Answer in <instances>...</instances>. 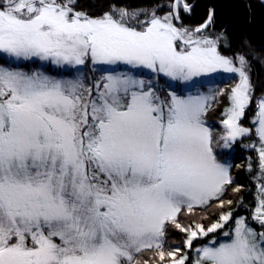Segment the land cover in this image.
<instances>
[{
  "label": "snow or ice",
  "instance_id": "obj_1",
  "mask_svg": "<svg viewBox=\"0 0 264 264\" xmlns=\"http://www.w3.org/2000/svg\"><path fill=\"white\" fill-rule=\"evenodd\" d=\"M76 4L0 0V264H138L145 252L155 255L143 264H264V97L253 117L259 147L246 145L258 154L251 220L260 230L243 216L233 224L232 211L207 227L179 222L213 201L224 207L234 183L226 150L251 131L239 123L252 97L248 61L220 54L223 30L203 34L214 10L189 29L173 23L191 13L186 0L144 20L143 9L113 4L92 16ZM37 61L77 74L19 66ZM89 62L111 67L85 84L79 69ZM144 70L151 79L133 75ZM221 72L239 82L214 136L206 114L225 90L198 89ZM160 76L185 94L162 99ZM169 225L190 251L165 250Z\"/></svg>",
  "mask_w": 264,
  "mask_h": 264
},
{
  "label": "trees",
  "instance_id": "obj_2",
  "mask_svg": "<svg viewBox=\"0 0 264 264\" xmlns=\"http://www.w3.org/2000/svg\"><path fill=\"white\" fill-rule=\"evenodd\" d=\"M174 0H77L76 10L86 11L89 15L97 16L102 15L103 12L109 11L110 6L115 4L117 8L124 7L128 11L143 9L139 19L144 20L146 13H151L155 10L157 16H164L171 11L169 5ZM187 3L192 5L190 14L180 11V19L174 20V23L188 27L196 28L204 23L207 19L210 9L214 10L213 23L204 30V35L215 38L221 30H223L228 38V46L225 47V42L221 41L218 44V51L224 56L234 57L236 54H242L248 61L247 71L249 72L250 81L252 84V97L250 105L247 107L244 116L239 123L249 128L251 131L247 136L240 137L232 145L231 149L226 150V155L231 167V175L234 183L228 188L222 199L225 201L224 207H217L218 201H213L210 206L206 208H196L190 215L182 212L179 216V222L188 226L195 223H203L205 227L219 219L221 212L232 211V223L234 224L235 218L243 216L249 224L257 231L260 226L251 220L252 209L255 202L257 193V185L254 181L258 168V154L252 147L246 145L256 144L259 147V138L255 134L256 123L252 121L256 111L258 98L264 96V4L262 0H186ZM235 63V60H234ZM236 64V63H235ZM238 64V63H237ZM236 64V65H237ZM16 66V65H14ZM25 71L34 70L38 67L46 74L51 76L63 75L67 78H73L77 74L76 69H59L51 64H44L41 66L40 62H36L29 66H23ZM103 66H96L94 69L89 62L85 66H80V73L86 78L85 84L89 82L90 78L99 79L105 75ZM118 70H124L121 66ZM134 74L142 77H151V74L146 72L133 71ZM230 77V78H229ZM215 82L199 87V91L209 94V89H224L223 95L217 96V101L212 104V107L206 114L208 125L213 128L214 136L222 131L221 119L225 118L221 114L228 106V93L235 85L236 78L232 74L220 73L214 77ZM156 83L159 88L157 94L161 98L167 97L171 91H177L178 94H185L180 91L184 85L179 82L168 81V78L160 76L157 77ZM169 84L172 86L169 87ZM196 92V89H193ZM251 164L252 168L249 170L248 165ZM237 186L240 187L239 192H233ZM228 200L233 201L231 205L227 203ZM227 230V229H225ZM186 239V234L174 229L171 225L168 226L167 242L165 250H169V245L172 247L179 246L182 251H190L184 248L183 241ZM208 238H198L193 243V247L206 242ZM154 252H145L137 257L138 264H143V261L153 257Z\"/></svg>",
  "mask_w": 264,
  "mask_h": 264
},
{
  "label": "rangeland",
  "instance_id": "obj_3",
  "mask_svg": "<svg viewBox=\"0 0 264 264\" xmlns=\"http://www.w3.org/2000/svg\"><path fill=\"white\" fill-rule=\"evenodd\" d=\"M131 12V11H130ZM174 23V22H173ZM179 23V22H178ZM178 23H174L177 27H185V26H182V25H179ZM185 28H188V27H185ZM189 29H192V28H189ZM222 55V54H221ZM236 63V62H235ZM237 64V63H236ZM237 67L239 66L238 64L236 65ZM104 68H110L111 66H103ZM123 67V66H122ZM146 72H147V70H145ZM222 73V72H221ZM105 74H106V72H105ZM223 74H226V73H223ZM133 75H136V74H134L133 73ZM228 75H230V74H228ZM232 75V74H231ZM233 75L235 76V78H236V81H235V85L239 82V77H238V75L237 74H235V73H233ZM138 78H141V79H145L146 81L147 80H149V79H151V77H148V78H145V77H142V76H140V75H136ZM67 78V77H66ZM234 85V86H235ZM233 86V87H234ZM200 92H202V93H205V92H203V91H200ZM193 94H195V92H193ZM205 94H207V93H205ZM264 97V96H263ZM230 106V104H228V106L227 107H229ZM252 121H253V119H252ZM257 125V124H256ZM244 127V126H243ZM259 172V171H258ZM258 172L256 173V176H257V174H258ZM255 176V177H256ZM254 177V181L256 182V185H258L261 181L260 180H258V179H256ZM256 195H257V193H256ZM255 206H256V200H255V202H254V205H253V209H252V211L254 210V208H255ZM215 221H217V220H215ZM214 221V222H215Z\"/></svg>",
  "mask_w": 264,
  "mask_h": 264
},
{
  "label": "water",
  "instance_id": "obj_4",
  "mask_svg": "<svg viewBox=\"0 0 264 264\" xmlns=\"http://www.w3.org/2000/svg\"><path fill=\"white\" fill-rule=\"evenodd\" d=\"M174 2V1H173ZM263 4H264V2H263Z\"/></svg>",
  "mask_w": 264,
  "mask_h": 264
}]
</instances>
